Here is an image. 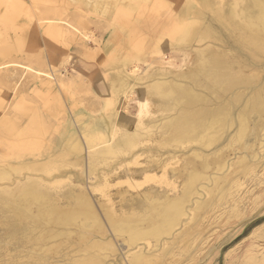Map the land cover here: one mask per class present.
<instances>
[{
	"label": "bare ground",
	"instance_id": "bare-ground-1",
	"mask_svg": "<svg viewBox=\"0 0 264 264\" xmlns=\"http://www.w3.org/2000/svg\"><path fill=\"white\" fill-rule=\"evenodd\" d=\"M222 1L202 0L201 5L210 10L212 22L208 26L202 25L201 20L196 17L182 18L179 21L174 33L175 42L183 44L188 50L191 48V41L198 42L192 54L195 62L191 67L188 66L185 73H163L167 68L161 66L151 75L148 72L140 77L129 69L128 61H120L122 68L116 65L118 67L114 68L116 70L112 74L105 73V79L99 85V93L107 96L105 105L110 106V114L99 118L90 116V121L85 123L83 135L80 134L82 136L79 137L78 133L71 131L59 150L62 156L70 157L68 165L76 167L80 166L78 159L81 155L86 154L94 158L88 160L87 165L91 170L98 168L100 159L107 160L121 152L132 151L142 137L139 138L140 132L137 128L144 122L137 116L131 123L127 117L120 116L118 111L122 108L121 102H124V98L127 99L132 91L144 83L148 94L139 98L140 103L145 104L144 102L153 95L163 111H174V114L169 112L160 119V127L165 128L164 133L156 139L155 146H169L171 150L166 153L170 158L178 159L187 154L186 152L189 154L184 157V162L178 170L172 167L173 171H176L173 177L170 176L172 179L165 172L166 161L162 159V152L155 156L149 155L155 163L153 169L152 165H144L145 168L133 171L134 173L129 171L120 174L115 169L119 167L115 166L110 173L106 171V174L100 175L103 176L102 188L124 182L131 184V180L138 174H145L146 177L154 169H159L162 171L161 176L172 184L177 183L175 187L178 189L169 191L148 187L142 192L139 191L133 199H129L127 204H120L119 209L115 208L117 204L113 206L109 201H99V212L86 193L84 184L75 183L73 186L77 189L73 190L72 187L71 191L66 190V195L62 197L51 193V190L48 191L45 187L41 188L40 175H30L25 180L13 178L14 173H20L23 169L33 173L49 171L52 165L58 162L54 161L55 154L48 153L49 156L46 155L45 158H33L30 161L27 159L17 163L0 162V210L3 213L0 222L21 230L19 236L17 232H8V238L19 241L22 244L19 252L25 253L17 256L13 254L0 264H50V257L65 249H70L65 255L71 256L68 262L71 264H159L158 255L154 252L158 248L169 253L173 245L182 242L180 251L188 250L193 240L194 226H201L200 219L202 214L208 212L207 207H211L209 210L214 209L218 207L219 202L228 203L231 202L229 198H232V206L223 211L225 218L240 214L239 203L242 199H235L232 195L233 187L236 190L241 185L238 175L251 173V169L262 163L259 149L256 148H260L264 143V66L245 69L248 65L244 56H241L237 49L225 48V44L237 45L243 51L241 54L252 59H264V0ZM37 19L49 22L45 14L39 15ZM82 21L80 19V22ZM73 25V33L76 31L74 35L77 36L74 38L92 39V34L88 31L81 33L77 21ZM58 28L61 29L62 25ZM10 50L7 46H0L2 56ZM161 52L159 50L155 53ZM15 69L16 66L10 71ZM4 77L11 80L12 75ZM13 88L10 87L12 90ZM227 91L230 93L223 95ZM152 126L156 127L154 124L149 127ZM192 143L196 145L190 146ZM184 144H189L188 148L184 146L188 151H182ZM60 163L62 165L63 162ZM119 165H122V162ZM93 170L91 173H94ZM122 176L125 179L123 181L120 180ZM41 177L43 179V176ZM119 190L118 202L122 203L126 201L124 195L128 191ZM204 192L208 195L206 199L203 197ZM111 235L121 239L124 255H120L121 251ZM74 237L77 239L75 244L71 242ZM27 246L30 247L26 248ZM165 253L164 256L167 255ZM111 259L113 261H110Z\"/></svg>",
	"mask_w": 264,
	"mask_h": 264
},
{
	"label": "rangeland",
	"instance_id": "rangeland-1",
	"mask_svg": "<svg viewBox=\"0 0 264 264\" xmlns=\"http://www.w3.org/2000/svg\"><path fill=\"white\" fill-rule=\"evenodd\" d=\"M73 1L0 0V16L2 17H0V46H7L11 49L5 56L0 54V162L17 163L27 159L30 161L33 158H45L46 155L49 156L48 153L55 154V157L53 156L54 161L58 162L54 163L49 171L33 173L31 170L23 169V172L14 173L13 178L16 180L18 177L25 180L30 175L33 177L40 175L39 185L41 188L45 187L48 191L51 190V193L58 196L62 195V197L66 195L67 191H71L72 187L73 190L77 189L76 186H73L75 183L84 184L86 193L89 194V198L99 212H101L98 207L99 201H109L114 204L113 206L117 204L115 208L119 209L120 204H127L129 199H133L137 193L148 187H154L157 190H177L178 188L175 187L177 183L172 184L167 178L161 176L162 171L159 169H154L146 177L145 174H138L131 180V184L124 182L102 188L103 176L100 177V175L106 174L108 171L110 173L115 166L119 167L115 169L120 174L129 173V171L134 173L133 171L145 168L144 165L146 167L152 165L153 169L155 163L152 162L153 160L149 158V155L155 156L163 152L162 159L166 161L165 172L169 177H173L176 174L173 168H180L184 162V157L189 154L186 152L187 154L181 155L178 159L170 158L166 153L171 150L169 146L161 148H159V144L157 147L155 146L156 139L164 133L163 128H165L160 127V119L169 112L174 114V111H163L153 95L144 102L145 104L140 103L139 98L148 94V89H145L144 83L132 91L127 99L124 98V102H121L122 110L119 109L118 111L120 116L127 117L131 123L137 116H139L138 119L142 120V123L144 122L143 126L139 125L137 128V131L140 132L139 138L142 137L134 147L135 149L121 152L116 157L107 160L100 159V161L98 159L101 163L97 164V169H92L94 173H91V167L87 165L90 156L81 155L78 159L80 166L78 165L77 168L68 165L70 157L62 156L59 150L62 142L71 131H75L81 137L86 128L85 123L89 122L91 117L99 118L110 114V106L105 105L107 96L99 93V85L105 79V73L112 74L118 66L122 68V63L119 62L122 59L128 61L129 69L140 77L145 76L148 72L151 75L161 66L167 68L163 70V73L169 71L179 74L185 73L188 66L191 67L195 62L192 59V54L193 49L198 46V42L191 41L189 43L191 45L190 50L185 49L183 44L175 42L174 33L182 18L196 17L201 20L202 25L208 26L212 22L209 8L201 5L202 0H86L87 2H94V4L91 3L93 9L88 8L81 11V16L84 15V24L78 28L81 33L88 31L92 34V39L81 38L77 40L74 38L76 31L73 33L76 24L73 25V23L80 14L71 6ZM211 1L223 2L222 0ZM44 14L49 21L48 23L37 19L39 15ZM9 24L11 25L9 26ZM60 25H62V30L58 28ZM85 40L86 44H78L77 47L72 46L75 42ZM225 48L237 49L236 51L244 56L248 65L245 69L251 66H264V59L255 60L248 55L247 57L241 54L243 51L237 45L225 44ZM156 50L162 52L157 54L155 53ZM84 65L85 67H83ZM15 66L16 69L13 72L10 71ZM5 68L7 69L5 70ZM9 74L12 75L11 80L4 77V75ZM10 87L15 89L12 90ZM198 89L201 90L202 88ZM228 93L230 92L227 91L223 95ZM81 123H83L82 126ZM153 124L158 128L149 127ZM188 145L184 144L181 148L182 151H188V149H184L185 147L188 148ZM195 145L192 143L190 146ZM258 149L262 163L251 169V173L239 174L241 185L236 189L237 191L233 187V198L242 199L239 203L240 214L225 218L223 211L232 206L233 200L228 196L229 201L231 200L228 202L229 204L221 201L218 207L214 209L209 210L211 207H207L208 212L205 211L206 214H202V219H200L201 226H194L193 240H191L188 250L180 251L182 247L179 246H182V242L173 245L169 253L158 248L154 252L158 255L157 262L159 264H264V143L260 148L259 146L256 148V150ZM91 159L94 160V158ZM59 162H63L62 165ZM121 162L122 165H119ZM109 163L115 164L110 165ZM76 171L79 173L78 175ZM43 173L44 175H42ZM65 174L69 175L71 179ZM110 177L111 180L112 176ZM172 177L170 178L172 179ZM120 178L122 181L125 180L124 176ZM118 189H120L119 191H128L124 195L125 203L118 202L120 200V195L117 193ZM204 193L203 197L205 196L204 199H206L208 195L206 192ZM235 193L236 195H234ZM106 194L110 196L108 195V197ZM0 214L1 220L3 217L1 210ZM20 231L12 225L6 226L0 222V262L3 263L8 260L7 258L13 254L14 256L25 254L19 252L22 247L19 241L8 238V232L12 234L17 232L19 236ZM111 236L121 251L120 255H124L121 239ZM71 240L73 244L77 243L75 237ZM66 250L61 251L58 255L53 254L54 259L51 256L52 259L50 257L49 260L52 262L49 263L67 264L71 256L65 255L70 249ZM164 253L167 255L164 256ZM178 256L182 258H178Z\"/></svg>",
	"mask_w": 264,
	"mask_h": 264
},
{
	"label": "crops",
	"instance_id": "crops-1",
	"mask_svg": "<svg viewBox=\"0 0 264 264\" xmlns=\"http://www.w3.org/2000/svg\"><path fill=\"white\" fill-rule=\"evenodd\" d=\"M91 3H93L94 4V2L93 1H91L90 3L89 2H87L86 0H74L73 1V4H71V6H73V8L75 9V11H77V12H79V14L81 13V11H84L85 9L87 10L88 8L90 9H93L92 7H91ZM79 18H82V20L84 19V15L83 16H81V14L80 15H78V18H76V21H77V23L79 24V26L82 24H84V20L82 21V22H80V20H79ZM83 29V28H82ZM78 44H86V40L85 41H81V42H75V43H73L72 44V46L74 45V47H77L78 46ZM80 48H81V45H80ZM122 61H124V59H122L121 60V62ZM120 62V61H119ZM83 67H85V65L83 66ZM86 71V70H85Z\"/></svg>",
	"mask_w": 264,
	"mask_h": 264
}]
</instances>
